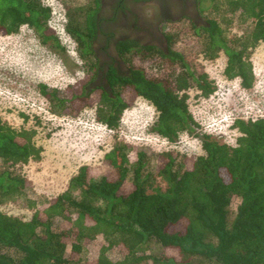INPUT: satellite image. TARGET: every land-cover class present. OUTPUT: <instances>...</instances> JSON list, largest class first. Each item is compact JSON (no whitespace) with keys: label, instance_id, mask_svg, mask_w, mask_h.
Returning a JSON list of instances; mask_svg holds the SVG:
<instances>
[{"label":"trees","instance_id":"trees-1","mask_svg":"<svg viewBox=\"0 0 264 264\" xmlns=\"http://www.w3.org/2000/svg\"><path fill=\"white\" fill-rule=\"evenodd\" d=\"M64 30L76 45L84 75L62 91L40 86L52 113L76 117L92 108L94 120L118 130L123 112L137 97L156 111L150 131L167 142L181 134L198 137L202 153L192 158L170 151L151 154L124 141L104 152L100 168L78 167L65 188L34 208L29 218L0 209V264H264V117H237L234 144L199 132L188 109V91L208 97L215 85L182 52L119 39L115 50L125 70L109 63L106 69L93 44L99 25L100 1L68 5ZM224 5V10H219ZM220 19L202 26L189 22L199 39V52L209 59L226 56L223 74L252 85L250 51L264 41V0L213 3ZM224 11V13H222ZM50 6L43 0H0V33H17L25 25L39 41L64 53L48 21ZM250 20L242 36L227 39L225 14ZM34 131L14 128L0 117V204L22 196L30 181L16 169L41 158ZM165 182L160 189L156 179ZM235 203L234 211L231 205ZM55 219L60 223L54 226ZM100 237L101 241H97ZM158 251H150L151 244ZM92 244L93 259L82 257ZM121 255L112 260L107 250Z\"/></svg>","mask_w":264,"mask_h":264},{"label":"rangeland","instance_id":"rangeland-1","mask_svg":"<svg viewBox=\"0 0 264 264\" xmlns=\"http://www.w3.org/2000/svg\"><path fill=\"white\" fill-rule=\"evenodd\" d=\"M64 1L68 5L92 3V0ZM202 1L199 3L202 19L219 20L220 11H214L207 0ZM43 3L52 10L48 26L57 35L64 53L42 44L33 29L25 25L17 33H0V117L14 128L32 129L34 143L41 148L38 161L29 160L16 169L26 176L30 186L22 196L4 200L0 204L3 212L29 218L34 208L46 205L49 198L65 188L68 178L79 166L87 164L100 168L102 155L114 141L128 142L138 149H145L151 154V167L155 154L159 152L170 151L188 158L202 153L198 137L181 134L177 141L167 142L152 133L150 127L156 111L141 97H137L123 112L116 131L95 122L92 108H86L71 118L51 115L49 102L41 93L40 86L62 91L83 77L84 65L77 56L75 43L64 30L66 8L63 0H43ZM149 6V3L144 5L140 14L143 21H148L155 36L158 33L162 37L170 35L172 48L184 53L193 66L203 70L215 85L214 92L208 97L200 96L194 89L188 91V109L199 125V132L220 142L234 144L238 133L231 123L235 118L264 117V41L258 42L250 51L253 79L251 87L246 89L240 85L239 78L227 79L224 76L226 56L222 52L213 59L199 52V39L189 29L187 19L173 14L159 21ZM219 10H224L223 4ZM224 16L231 21L222 26L227 39L242 36L250 29V20L240 23L234 15L227 13ZM156 185L163 189L165 182L157 178ZM230 209L234 211L235 203ZM59 223L60 220L55 219L54 226ZM97 241L101 238L98 237ZM151 250L157 252L158 246L152 243ZM107 255L112 260L121 258L114 247L107 250ZM95 256L92 244L82 252L85 259Z\"/></svg>","mask_w":264,"mask_h":264},{"label":"flooded vegetation","instance_id":"flooded-vegetation-1","mask_svg":"<svg viewBox=\"0 0 264 264\" xmlns=\"http://www.w3.org/2000/svg\"><path fill=\"white\" fill-rule=\"evenodd\" d=\"M99 1L100 9L97 13L99 31L93 48L103 69H106L107 65L111 63L116 68L125 70L115 50V42L119 39L136 40L142 45L166 49L167 41L165 36L162 37L161 33L155 36L148 21H143V17L140 14L141 8L144 5H148V3L153 11V16L158 18L159 21L167 17V15L174 14L182 19H187L188 22H192L197 26H202L207 22V19H202L199 13V3L203 2L202 0ZM207 2L211 3L212 7L213 3H226V0H207Z\"/></svg>","mask_w":264,"mask_h":264},{"label":"built area","instance_id":"built-area-1","mask_svg":"<svg viewBox=\"0 0 264 264\" xmlns=\"http://www.w3.org/2000/svg\"><path fill=\"white\" fill-rule=\"evenodd\" d=\"M52 14V13H51ZM51 19V18H50ZM49 22V21H48ZM48 111H49V113L52 115V114H54V113H52L50 110H49V108H48ZM48 111L46 110V113H48ZM258 116H260V115H258ZM261 117V116H260ZM110 131H112V130H110Z\"/></svg>","mask_w":264,"mask_h":264}]
</instances>
